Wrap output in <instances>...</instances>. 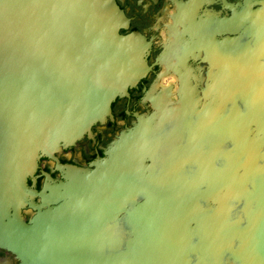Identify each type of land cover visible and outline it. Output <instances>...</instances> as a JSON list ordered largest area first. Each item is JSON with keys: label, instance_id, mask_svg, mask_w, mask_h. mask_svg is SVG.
<instances>
[{"label": "water", "instance_id": "1", "mask_svg": "<svg viewBox=\"0 0 264 264\" xmlns=\"http://www.w3.org/2000/svg\"><path fill=\"white\" fill-rule=\"evenodd\" d=\"M127 26L116 0H0L4 245L24 264H264V8L204 101L136 113L90 166L63 164L150 70ZM42 157L63 179L38 190Z\"/></svg>", "mask_w": 264, "mask_h": 264}, {"label": "flooded vegetation", "instance_id": "2", "mask_svg": "<svg viewBox=\"0 0 264 264\" xmlns=\"http://www.w3.org/2000/svg\"><path fill=\"white\" fill-rule=\"evenodd\" d=\"M116 1L128 18V26L121 33L137 31L151 43L147 56L150 70L137 86L129 89V96L116 99L112 105L113 118L95 124L92 138L86 135L56 153L63 164L90 166L104 155L122 130L133 125L136 113L151 114L156 105L180 108L183 101L191 98L201 97L204 101L205 91L210 93L216 83L225 81L226 77L218 74L240 63L243 43L252 42V35L245 32L264 8V0ZM211 94L216 96L215 92ZM235 104L239 105L240 101ZM236 109L241 110L239 106ZM45 173L63 179L58 161L42 157L35 175L28 176L29 185L41 190ZM39 200L37 197L36 201ZM13 213V208L5 213V222ZM36 213L30 205L21 209L27 222ZM45 255H48L45 264H55L50 261L49 253ZM74 255H93V252ZM0 264H24L16 252L4 245L1 235Z\"/></svg>", "mask_w": 264, "mask_h": 264}]
</instances>
